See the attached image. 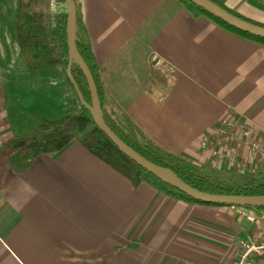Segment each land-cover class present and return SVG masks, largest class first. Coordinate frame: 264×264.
Masks as SVG:
<instances>
[{
  "label": "crops",
  "instance_id": "0c3cea01",
  "mask_svg": "<svg viewBox=\"0 0 264 264\" xmlns=\"http://www.w3.org/2000/svg\"><path fill=\"white\" fill-rule=\"evenodd\" d=\"M77 1L105 105L126 109L162 145L205 169L236 173L217 167L200 142L224 119H241L264 131V44L180 0ZM222 1L264 23V0ZM17 5L18 0H0V264H229L237 259L240 238L255 227L247 208L189 201L148 182L135 187L77 139L24 169L12 165L14 152L5 143L17 133L6 77L8 61L24 57ZM47 10L48 24L54 25L68 14V5L51 0ZM153 68L170 70L167 86L152 81Z\"/></svg>",
  "mask_w": 264,
  "mask_h": 264
},
{
  "label": "trees",
  "instance_id": "16d2710c",
  "mask_svg": "<svg viewBox=\"0 0 264 264\" xmlns=\"http://www.w3.org/2000/svg\"><path fill=\"white\" fill-rule=\"evenodd\" d=\"M78 27L77 45L80 54L88 64L98 86L105 121L110 128L130 147L142 156L163 167L172 169L182 180L191 186L209 193L227 195H264V181L255 178L239 183L233 180L220 179L205 171L204 166L197 164L191 157L174 152L162 145L136 118L126 109L105 105V95L99 78V66L93 53L92 44L83 23L81 9L77 0ZM182 1L189 10L204 13L234 33L251 38L264 44V38L245 33L228 25L221 19L198 7L189 0ZM232 14L264 27V23L250 18L239 11L228 8L222 0H212ZM51 0H18L16 15V32L21 52L28 68L36 71L46 66L57 64L68 65V46L66 36L67 15L57 18L54 25H49L48 7ZM73 76L89 103L91 94L87 80L77 63L72 68ZM152 81L167 86L169 81L160 69L151 70ZM79 140L93 155L112 166L128 178L135 187L148 182L167 193L189 201H196L178 189L164 183L134 160L125 155L111 139L96 126L90 111L81 106L80 110L57 120H43L29 133L14 135L5 146L14 155L11 163L18 169H24L31 160L43 155L56 153L66 147L72 140ZM240 207V206H239ZM251 208L264 213V207Z\"/></svg>",
  "mask_w": 264,
  "mask_h": 264
},
{
  "label": "water",
  "instance_id": "95a60500",
  "mask_svg": "<svg viewBox=\"0 0 264 264\" xmlns=\"http://www.w3.org/2000/svg\"><path fill=\"white\" fill-rule=\"evenodd\" d=\"M198 7L206 10L210 14L221 19L230 26H233L245 33H249L258 37L264 38V27L246 21L228 10L224 9L212 0H189ZM68 5L67 14V46H68V65L67 72L74 86L78 99L82 106L87 108L94 122L98 128H100L111 141L129 158L134 160L137 164L147 170L149 173L163 181L164 183L178 189L188 197L193 198L196 201H201L210 204H222L229 206L240 207H264V195H227V194H215L201 191L190 184L182 180L172 169L160 166L148 160L127 143H125L107 124L103 114V108L101 98L98 91L97 83L94 76L79 52L77 45V27H78V8L75 0H65ZM74 63H77L81 68L91 94V102L89 103L84 98L74 76L72 68Z\"/></svg>",
  "mask_w": 264,
  "mask_h": 264
},
{
  "label": "rangeland",
  "instance_id": "374dc122",
  "mask_svg": "<svg viewBox=\"0 0 264 264\" xmlns=\"http://www.w3.org/2000/svg\"><path fill=\"white\" fill-rule=\"evenodd\" d=\"M11 59L8 61L10 74L6 77L8 80L6 96L8 105H10V121L17 135L31 132L43 120H57L79 111L82 104L78 99L65 64L46 66L33 72L27 68L24 57ZM165 70L169 76H166ZM163 73L167 79L171 78L168 68H163ZM66 88H69L71 92ZM17 101L19 102L16 105ZM108 108L110 109V107ZM225 169L227 170V168ZM205 171L220 179L233 180L239 183L252 178L257 181H264V177L261 176L245 175L238 172L226 174L222 172V169L215 170L211 166L206 167ZM257 213L264 216L263 212L257 211Z\"/></svg>",
  "mask_w": 264,
  "mask_h": 264
},
{
  "label": "built area",
  "instance_id": "2783aa9c",
  "mask_svg": "<svg viewBox=\"0 0 264 264\" xmlns=\"http://www.w3.org/2000/svg\"><path fill=\"white\" fill-rule=\"evenodd\" d=\"M200 149L208 152L217 167L259 176L264 171V131L241 119H224L203 136ZM255 227L238 243V258L229 264H264V216L247 208Z\"/></svg>",
  "mask_w": 264,
  "mask_h": 264
}]
</instances>
